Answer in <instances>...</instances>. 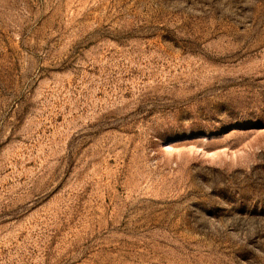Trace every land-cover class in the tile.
Masks as SVG:
<instances>
[{"label":"rangeland","instance_id":"rangeland-1","mask_svg":"<svg viewBox=\"0 0 264 264\" xmlns=\"http://www.w3.org/2000/svg\"><path fill=\"white\" fill-rule=\"evenodd\" d=\"M0 264H264V0H0Z\"/></svg>","mask_w":264,"mask_h":264}]
</instances>
